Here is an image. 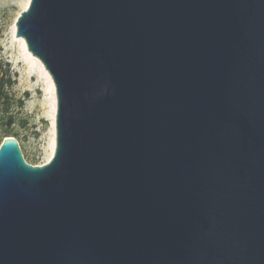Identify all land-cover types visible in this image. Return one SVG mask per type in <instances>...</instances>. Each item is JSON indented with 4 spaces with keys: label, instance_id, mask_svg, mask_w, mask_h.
I'll use <instances>...</instances> for the list:
<instances>
[{
    "label": "water",
    "instance_id": "water-1",
    "mask_svg": "<svg viewBox=\"0 0 264 264\" xmlns=\"http://www.w3.org/2000/svg\"><path fill=\"white\" fill-rule=\"evenodd\" d=\"M55 146L0 143V264H264V0H30Z\"/></svg>",
    "mask_w": 264,
    "mask_h": 264
},
{
    "label": "rangeland",
    "instance_id": "rangeland-1",
    "mask_svg": "<svg viewBox=\"0 0 264 264\" xmlns=\"http://www.w3.org/2000/svg\"><path fill=\"white\" fill-rule=\"evenodd\" d=\"M27 1L0 0V60L6 64L15 79L10 89L13 100L22 98L27 93V96L23 97L22 107H18L15 102L12 103L8 113L12 115V121L7 127L2 125V119H0V143L6 136L14 137L18 141L26 163L41 165L52 156L53 138L55 142V117L53 131L50 95L46 89V83L36 68L25 58L21 43L17 40L21 37L16 39L15 21L20 12L25 9L23 5ZM3 119L6 120V118Z\"/></svg>",
    "mask_w": 264,
    "mask_h": 264
},
{
    "label": "trees",
    "instance_id": "trees-1",
    "mask_svg": "<svg viewBox=\"0 0 264 264\" xmlns=\"http://www.w3.org/2000/svg\"><path fill=\"white\" fill-rule=\"evenodd\" d=\"M14 83L15 79H13L6 64H3L0 60V119H2V125L6 127L12 121V115L8 114L12 103L15 102L18 107H22L23 100L27 96V93H25L23 96L24 98L13 100L10 89ZM3 118H6V120Z\"/></svg>",
    "mask_w": 264,
    "mask_h": 264
},
{
    "label": "bare ground",
    "instance_id": "bare-ground-1",
    "mask_svg": "<svg viewBox=\"0 0 264 264\" xmlns=\"http://www.w3.org/2000/svg\"><path fill=\"white\" fill-rule=\"evenodd\" d=\"M29 4V0L27 1V3L25 5H23L25 8L28 6ZM17 39V37H16ZM20 43H21V49L22 52L25 55V58L28 60L29 63H31L32 66H34L36 68V71L39 73V75L44 79V82L46 83V89L50 95L49 97V102H50V116L52 118V128L54 131V117H55V108H56V96H55V87L53 84V81L49 75V73L47 72V70L44 68L43 64L39 61V59L35 56H33L27 49V47L25 46L26 44L24 43L22 38H18L17 39ZM54 138L52 140V146H51V155L53 153V149H54Z\"/></svg>",
    "mask_w": 264,
    "mask_h": 264
}]
</instances>
